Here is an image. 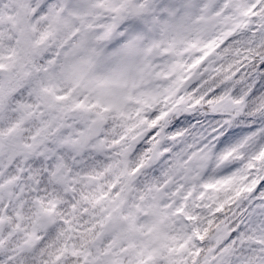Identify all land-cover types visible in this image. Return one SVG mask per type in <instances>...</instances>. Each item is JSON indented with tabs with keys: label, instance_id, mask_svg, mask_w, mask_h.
Instances as JSON below:
<instances>
[{
	"label": "snow or ice",
	"instance_id": "snow-or-ice-1",
	"mask_svg": "<svg viewBox=\"0 0 264 264\" xmlns=\"http://www.w3.org/2000/svg\"><path fill=\"white\" fill-rule=\"evenodd\" d=\"M0 264H264V0H0Z\"/></svg>",
	"mask_w": 264,
	"mask_h": 264
}]
</instances>
